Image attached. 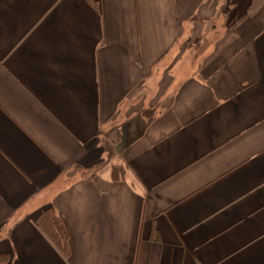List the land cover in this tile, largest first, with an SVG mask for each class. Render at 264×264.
<instances>
[{"label": "crops", "instance_id": "obj_1", "mask_svg": "<svg viewBox=\"0 0 264 264\" xmlns=\"http://www.w3.org/2000/svg\"><path fill=\"white\" fill-rule=\"evenodd\" d=\"M0 255L264 264V0H0Z\"/></svg>", "mask_w": 264, "mask_h": 264}, {"label": "trees", "instance_id": "obj_2", "mask_svg": "<svg viewBox=\"0 0 264 264\" xmlns=\"http://www.w3.org/2000/svg\"><path fill=\"white\" fill-rule=\"evenodd\" d=\"M34 224L45 236L54 250L67 261L69 250V237L64 228L62 218L59 217L53 208L47 207L36 217ZM9 256L0 255V264H8Z\"/></svg>", "mask_w": 264, "mask_h": 264}, {"label": "rangeland", "instance_id": "obj_3", "mask_svg": "<svg viewBox=\"0 0 264 264\" xmlns=\"http://www.w3.org/2000/svg\"><path fill=\"white\" fill-rule=\"evenodd\" d=\"M112 148L116 149V147H115V146H112Z\"/></svg>", "mask_w": 264, "mask_h": 264}]
</instances>
